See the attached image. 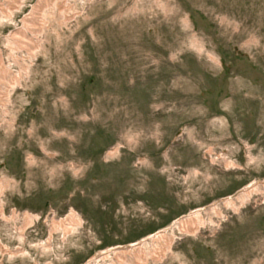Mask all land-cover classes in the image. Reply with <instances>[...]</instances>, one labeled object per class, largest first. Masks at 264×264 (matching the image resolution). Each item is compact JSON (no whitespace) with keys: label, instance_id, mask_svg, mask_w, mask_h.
Returning <instances> with one entry per match:
<instances>
[{"label":"rangeland","instance_id":"1","mask_svg":"<svg viewBox=\"0 0 264 264\" xmlns=\"http://www.w3.org/2000/svg\"><path fill=\"white\" fill-rule=\"evenodd\" d=\"M15 1L0 0V264H111L160 230L171 252L145 264H264V147L228 138L264 126V0Z\"/></svg>","mask_w":264,"mask_h":264},{"label":"bare ground","instance_id":"2","mask_svg":"<svg viewBox=\"0 0 264 264\" xmlns=\"http://www.w3.org/2000/svg\"><path fill=\"white\" fill-rule=\"evenodd\" d=\"M8 2V0H5ZM24 0H17L15 1L16 4H21ZM46 2L47 0H40V2ZM38 2V4L40 3ZM22 38H24V41H22V44L26 47H33L34 45H36L37 41L33 40L31 38H28L24 33L21 34ZM1 65V63H0ZM21 69H24L25 66L20 67ZM24 71L26 72V70L24 69ZM7 74L9 75V71L6 72V69H1L0 70V75L3 77L4 75L7 76ZM12 75V74H10ZM14 76V75H13ZM10 78V81H16L17 79H19L18 76H14V77ZM7 94H4V98L3 100L6 102L7 101ZM216 119V117H215ZM118 150V149H117ZM111 152H109V155ZM113 153V152H112ZM253 186L256 187V184H250L249 186L245 187L243 190H241L240 194L241 198L240 199V203L241 205L244 204L247 199H249L251 192L255 190V188L253 189ZM2 191H0V219L2 221H8L5 215V209H4V205H2L3 201H2ZM238 199V198H237ZM222 205L224 206L223 208L225 209H231L232 211H236L237 207L235 206V202L233 200V197H229V198H225L221 201ZM209 215L214 216V217H219L222 215L220 209H218L217 204H212L209 207ZM201 209H197V210H193L192 212H190L188 215L182 216L181 218H179L176 223H177V230L179 233L181 234H185V235H194L196 234L199 229L203 226L204 224V219L202 218L201 214ZM15 209H11V213H10V218L14 217L15 215ZM17 216V214H16ZM23 224L22 226L19 228L18 233L20 231L21 234H23V230H27V228H30V226H33L34 223L33 219L34 217L29 214L27 211L23 212ZM11 220V219H10ZM208 222L212 223L211 218H208ZM59 225H61L63 228L65 227V229H69V226L73 227L75 225H80L81 224V218H79V216H77V214L75 213H70L68 215V217H66L64 219V221H61V223H58ZM58 225V227H59ZM21 240L24 239V235H21ZM175 235L173 233H168L167 230H160L152 235H150L147 239L145 240H149L151 243L149 246H146L145 243L146 241L143 240L141 243H136L133 245H129L127 248H121V247H117L116 250L113 251V259L114 262H112L111 264H145L148 262V260L151 261H160L163 260L166 255L168 253L171 252L172 249V245L174 243L175 240ZM8 252L7 248H5L1 242H0V252ZM108 257V256H105Z\"/></svg>","mask_w":264,"mask_h":264},{"label":"flooded vegetation","instance_id":"3","mask_svg":"<svg viewBox=\"0 0 264 264\" xmlns=\"http://www.w3.org/2000/svg\"><path fill=\"white\" fill-rule=\"evenodd\" d=\"M263 113V112H262ZM226 129H229L228 127H226ZM232 129V128H231ZM255 129H257V132H254L253 130H255ZM262 130V131H264V126H262V127H253V128H251V131H250V129H248L247 131H243L244 130V128H242V129H240V131H238V132H240L241 134H240V136L238 137L237 136V134H235L237 131H235V130H233V135H229L228 136V138L231 140V141H237L238 139H244V140H246L247 141V143H250V144H252V147L251 148H247L246 150H248V152L246 153V155L245 156H251L252 154H253V152L254 151H256L258 148L260 149V150H262L263 149V147H264V138L262 137V134L264 133V132H262V131H260V132H258V130ZM259 134H261V137L260 136H258ZM260 139H262V142H259L260 141ZM233 149H234V147H233ZM237 150L238 149H236V150H234L233 152H232V157L233 158H235V160H236V158L237 157H239V159H243L242 160V162H244L245 160V156L243 155V157H240L239 156V154H238V152H237ZM225 152L227 153L228 152V150L227 149H225ZM240 153V152H239ZM191 159L192 158H190V159H188V161H191ZM198 159H196V161H197ZM182 161H186V159H182ZM196 164H198V163H196ZM193 165H195V164H193Z\"/></svg>","mask_w":264,"mask_h":264}]
</instances>
